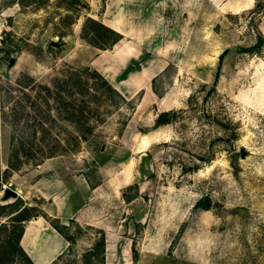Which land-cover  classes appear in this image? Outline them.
Instances as JSON below:
<instances>
[{"label": "rangeland", "instance_id": "374dc122", "mask_svg": "<svg viewBox=\"0 0 264 264\" xmlns=\"http://www.w3.org/2000/svg\"><path fill=\"white\" fill-rule=\"evenodd\" d=\"M88 16L123 38L95 47ZM87 67L128 101L59 81ZM0 172V247L14 202L54 219L85 179L113 257L264 264V0H0ZM70 232V258L98 237Z\"/></svg>", "mask_w": 264, "mask_h": 264}, {"label": "trees", "instance_id": "16d2710c", "mask_svg": "<svg viewBox=\"0 0 264 264\" xmlns=\"http://www.w3.org/2000/svg\"><path fill=\"white\" fill-rule=\"evenodd\" d=\"M82 35L88 40L89 43L100 49H109L123 38V34L119 31L89 16L86 17L83 23ZM86 72H90L92 77L100 82L101 88L107 93L113 94L123 102L128 101L126 97H124L117 89H115L97 70L90 67L78 70L73 69L72 72L66 76L65 80L59 79V81H62L65 85L71 82L72 84L74 82V84L84 85L83 82L86 84V81H82V76ZM58 87L62 86L58 85ZM84 87V91L88 93V86L84 85ZM87 107L90 108L89 105H87ZM79 139H86V136L81 135L79 136ZM51 156L53 155L49 154L46 157ZM93 187L94 186H92V188ZM20 202L21 200H17L13 203L15 210L13 212L14 214L11 216L13 219L11 220L9 235L6 241H4L3 247H0V264H34L21 247L20 238L24 231V223L36 215L24 214L25 211L27 212L30 208L26 206L20 207ZM42 216L69 243L66 251L60 254L49 264H105L106 236L102 229L95 228L90 225L83 226L77 223L75 220L69 219L70 225H72L77 231L89 229L98 235L92 245L84 251L80 258H70L68 253L71 251V246L75 239V237L70 232V225L62 224L60 221H58V218L51 219L46 215Z\"/></svg>", "mask_w": 264, "mask_h": 264}, {"label": "crops", "instance_id": "0c3cea01", "mask_svg": "<svg viewBox=\"0 0 264 264\" xmlns=\"http://www.w3.org/2000/svg\"><path fill=\"white\" fill-rule=\"evenodd\" d=\"M145 95L146 93H144L143 99ZM46 163L47 162L38 164L36 166V170L40 171L41 169H43ZM121 174L123 181L128 180V168L126 169V171L123 170ZM42 180V183L46 184L48 187L54 188L59 187L63 182L60 177H58L57 179L42 178ZM83 181L85 182V184H83ZM73 183L75 184V186L79 185L82 190L86 189L87 191H89L85 200H83L81 204L76 205L74 209L66 208L61 211H55L52 214L49 213V215L60 220L73 219L80 225H90L95 228L104 230L106 233L105 264H131L127 249H121L118 253V257H113L112 255H110V244L107 237L109 228L108 225L105 224V216L101 214L92 217L90 216V204L96 201L98 193L97 189L99 185L90 188L85 179L74 180ZM83 185H85V188ZM38 189L43 197H51L55 208L58 207L55 198L56 196L54 194L44 192L41 188ZM20 245L34 264H49L54 261L60 254L66 251L69 243L50 225V223L43 216L39 215L36 216L33 220H28L24 223V231L20 238Z\"/></svg>", "mask_w": 264, "mask_h": 264}, {"label": "water", "instance_id": "95a60500", "mask_svg": "<svg viewBox=\"0 0 264 264\" xmlns=\"http://www.w3.org/2000/svg\"><path fill=\"white\" fill-rule=\"evenodd\" d=\"M57 45H59V44L57 43Z\"/></svg>", "mask_w": 264, "mask_h": 264}]
</instances>
